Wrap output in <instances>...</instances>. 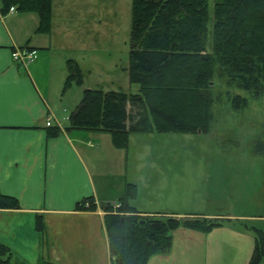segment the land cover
<instances>
[{"label":"crops","instance_id":"obj_1","mask_svg":"<svg viewBox=\"0 0 264 264\" xmlns=\"http://www.w3.org/2000/svg\"><path fill=\"white\" fill-rule=\"evenodd\" d=\"M128 2L131 12L132 0ZM55 10L53 4L52 31L44 34L37 31L39 17L36 13L15 10L3 14L0 0V192L17 198L20 204L17 209H0V216L4 218L0 224V244L10 249L11 264L14 258V264H26L19 262L23 251H32L39 259H50L40 261L42 264H111L104 221L107 213L103 207L114 205L115 208L117 198L108 177H104L101 185L94 174L93 168L100 159L90 153L88 143L91 138L102 143L104 148L99 150L103 149V157H98L105 163L111 158V145L115 146L112 138L105 144L107 139L103 136L107 132L68 130L70 122L63 123L69 120L80 98L73 96L71 105L65 101L73 84L65 94L61 91L60 99H55L57 89L60 84L65 85L68 77V62L75 61L65 60L56 50L79 49L80 36L76 28L55 20ZM24 48L37 50L33 62L13 58L15 50ZM60 100L65 106L58 103ZM49 117L52 121L47 126ZM54 127L62 131L50 137L48 130ZM148 141L149 138L136 139L132 135L128 147H115L126 152L124 165L135 164L137 171L143 165L150 168L141 174L135 172V181H130L127 174L119 177L123 197L127 184L133 183L137 185L138 194L130 204L141 215L198 217L218 219L221 223L206 232L175 230L171 249L154 255L148 264H251L258 233L264 234V228L251 222L258 216L214 212L215 208L204 203L208 195L200 193L191 194L198 199V204L185 207L159 205L145 198L149 193L159 196L164 189H177L176 178L180 177V173L171 168L157 166L156 162L163 161V154H153L155 141ZM88 197H93L96 209L79 210L78 203ZM38 222L42 223V230L33 227ZM37 236H40L39 243L35 240ZM258 264H264V257Z\"/></svg>","mask_w":264,"mask_h":264},{"label":"trees","instance_id":"obj_2","mask_svg":"<svg viewBox=\"0 0 264 264\" xmlns=\"http://www.w3.org/2000/svg\"><path fill=\"white\" fill-rule=\"evenodd\" d=\"M3 14L34 12L37 31H52L53 0H2ZM209 0H132L130 31V82L135 93L86 89L69 118L68 130L110 133L116 148L129 146L132 134L209 133L214 120L213 105L225 94L234 110L249 105V99L264 95V0H219L211 15ZM66 92L82 85L84 74L75 61L68 62ZM217 86H222L215 96ZM62 130L49 128L50 137ZM256 153L264 154L258 144ZM135 184H127L121 207L114 213L104 206L111 264H148L172 246V233L179 228L209 231L218 219L141 215L130 204L137 195ZM88 203V207H86ZM17 198L0 192V209H17ZM77 208L95 210L93 197ZM37 228L42 230V223ZM11 251L0 244V264H11ZM264 257V234L258 233L251 264ZM44 264H53L45 262Z\"/></svg>","mask_w":264,"mask_h":264},{"label":"rangeland","instance_id":"obj_3","mask_svg":"<svg viewBox=\"0 0 264 264\" xmlns=\"http://www.w3.org/2000/svg\"><path fill=\"white\" fill-rule=\"evenodd\" d=\"M216 2L217 0H209L211 15L214 13ZM53 4L56 7L55 20L62 21V24L69 28H76L80 36L79 49L70 48L61 52L56 50V53H60L65 60L77 61L84 74L82 85L74 84L72 90H68L70 92H67L68 98L65 101L71 105L72 97L79 95L81 102L86 89L137 92L138 86L130 82L128 74L130 2L128 0H53ZM63 88L64 85L60 84L56 100L57 97L60 99L61 91L63 94L66 93ZM221 89L222 86L216 87L215 96L220 94ZM234 93L247 97L249 105L236 111L232 108L229 98L222 94V98L217 99L213 105L214 120L209 133L132 134L136 139L149 138L148 142L155 141L151 152L163 154L161 156L163 161L156 162L157 166H162L163 169L171 168L177 171L176 173H180V177L176 178L177 189L173 191L169 188L164 189V193H160L159 196L149 193L145 198H150L159 205L185 207L198 204V199L192 198V193L208 195L207 200L205 198L207 203H204L215 208L214 212L258 216L251 222L263 229L264 154L255 151L258 144L264 145V95L254 97L246 90H234ZM58 103L61 105V100ZM63 105L64 103L61 106ZM71 110H74V107ZM68 121L63 123L66 125ZM103 137L107 139L105 144H108L112 138L108 132ZM89 140L90 153L100 159L99 164L95 163L94 174L101 185L106 179L104 177H108L107 180L113 184L111 191L114 198H117L114 200L117 204L113 209L115 213L121 207V203L118 205V202L123 197V192L120 191L123 183L119 177L127 174L130 181H135L137 178L135 172L141 174L150 168L148 165H143L137 171L135 164L124 165L126 152H120L122 150L118 151L112 145L109 153L111 160L105 163L101 159L103 149L99 150L102 143L97 138ZM125 168L129 170L125 171ZM107 180L106 182L109 183ZM136 197L137 195L134 199ZM2 222L4 218L0 216V224ZM33 227L37 230V225L34 224ZM21 231L25 235L24 228ZM26 231L30 234L27 227ZM39 238L40 236L35 238L36 243H39ZM21 254L19 262L24 261L26 264H42L40 261L50 260L39 259L32 255L35 254L32 251H23ZM15 261L14 258L13 264Z\"/></svg>","mask_w":264,"mask_h":264},{"label":"built area","instance_id":"obj_4","mask_svg":"<svg viewBox=\"0 0 264 264\" xmlns=\"http://www.w3.org/2000/svg\"><path fill=\"white\" fill-rule=\"evenodd\" d=\"M11 11L14 10L13 7H11L10 9ZM37 56V52L35 50H16L14 53H13V57L15 60H18V61H25L27 63H30L32 62ZM51 123L50 121L47 122V125L49 126Z\"/></svg>","mask_w":264,"mask_h":264}]
</instances>
